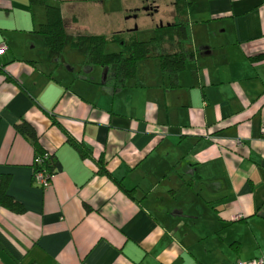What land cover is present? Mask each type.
<instances>
[{
  "label": "crops",
  "instance_id": "obj_1",
  "mask_svg": "<svg viewBox=\"0 0 264 264\" xmlns=\"http://www.w3.org/2000/svg\"><path fill=\"white\" fill-rule=\"evenodd\" d=\"M50 1L67 23L60 57L41 32L45 7L0 0V184L8 178L23 208L0 206V264L264 258V0H190L195 57L174 79L159 58L141 60L118 91L103 68L81 73L105 1ZM159 1L153 13L126 1V14L155 16ZM114 15V33L130 30L129 17ZM73 51L84 59L68 60ZM22 122L60 166L47 190L34 183L40 153L16 131Z\"/></svg>",
  "mask_w": 264,
  "mask_h": 264
},
{
  "label": "trees",
  "instance_id": "obj_2",
  "mask_svg": "<svg viewBox=\"0 0 264 264\" xmlns=\"http://www.w3.org/2000/svg\"><path fill=\"white\" fill-rule=\"evenodd\" d=\"M190 0H174L176 15L174 21L169 24L158 26L155 35L147 41H138L136 37H127L129 33L117 32L110 37L104 35H93L88 37L87 61L81 73L86 74L100 66L105 69V85L114 91L125 87L126 82L135 74L137 63L151 57L161 60L162 68L171 79L176 78L187 66L189 59L195 57L192 49V32L186 11ZM32 5H40L46 8L48 23L43 26L42 33L45 36L50 50L60 57L68 42L67 23L63 19L61 9L50 0H30ZM153 5V3H152ZM150 6L151 8L153 6ZM87 37V36H84ZM84 37L73 39L72 46L80 48ZM87 39V38H86ZM120 44L121 51L108 53L106 51L109 43ZM0 69H3L2 67ZM18 133L32 140L37 148L38 155H43L38 148V139L35 129L27 122L15 126ZM71 144L85 157L83 146L70 140ZM44 166L54 175L60 166L50 154ZM103 170V168H102ZM103 172V171H102ZM107 172V171H106ZM8 178H2L0 184V206L13 212H22V205L16 202L7 193ZM121 187V182H118ZM129 195L131 191L125 190Z\"/></svg>",
  "mask_w": 264,
  "mask_h": 264
},
{
  "label": "rangeland",
  "instance_id": "obj_3",
  "mask_svg": "<svg viewBox=\"0 0 264 264\" xmlns=\"http://www.w3.org/2000/svg\"><path fill=\"white\" fill-rule=\"evenodd\" d=\"M89 1L90 2L92 1V3H94L93 0H89ZM104 1H105V6H106V15L104 18L98 17L97 20L92 23L91 29H88V33H91L93 35H104V36L110 37L112 35V33L115 32L113 26L111 25L112 22L116 18L114 15V12H121L122 13L121 19L124 21V20H127V18L129 17L128 21L130 24V26L128 28L130 30H125L122 32L129 33V35L127 37H136L135 39H137L138 41H147V40L151 39L155 35V27L156 28L158 27V25H156V26H154V25L155 24H159V26H161V24L164 25L163 20L168 15H170L169 14L170 9L172 8V6L170 5L171 0H160L159 5H161V9H162V11H160V13H158L155 16H151V15L149 16L146 14L148 12L147 11V12H144L146 15L144 13H142V16L140 15L138 21H136V20L132 19L133 17H130L133 12L131 13L130 16H128V14H126L127 9L125 7L128 5V4H126V1L130 2V4H132V5H134L135 3H137V5H139V0L138 1L137 0H124L123 2L121 0H104ZM146 1L148 2V0H143L142 5L147 6L148 10H150V12H148V13L155 12V10L157 8L156 7H152V8L150 7L153 2L146 3ZM103 20H104V22H103ZM136 27L138 29H136ZM121 48L122 47L120 46L119 43H117V42L111 43L110 42L107 46L106 51L108 53H118L121 51ZM67 53H68V60H80V59L83 60L84 59V55L80 51H73V52H67ZM71 55L73 58H71ZM190 62H192V61H190ZM101 69H102V67H100V66L97 67V70L99 72H101Z\"/></svg>",
  "mask_w": 264,
  "mask_h": 264
},
{
  "label": "built area",
  "instance_id": "obj_4",
  "mask_svg": "<svg viewBox=\"0 0 264 264\" xmlns=\"http://www.w3.org/2000/svg\"><path fill=\"white\" fill-rule=\"evenodd\" d=\"M7 50L6 45L0 46V55L3 54ZM262 136L264 137V125L261 128ZM238 146H241V142H237ZM50 153H45L43 155H37L34 161V183L39 186L40 188L47 190L51 186V180L53 174L44 166L45 162L49 158ZM240 264H264V258H259L252 260L247 263H240Z\"/></svg>",
  "mask_w": 264,
  "mask_h": 264
},
{
  "label": "flooded vegetation",
  "instance_id": "obj_5",
  "mask_svg": "<svg viewBox=\"0 0 264 264\" xmlns=\"http://www.w3.org/2000/svg\"><path fill=\"white\" fill-rule=\"evenodd\" d=\"M149 2H153V4L156 2V0H150ZM149 2H147V3H149ZM146 8V7H145Z\"/></svg>",
  "mask_w": 264,
  "mask_h": 264
},
{
  "label": "water",
  "instance_id": "obj_6",
  "mask_svg": "<svg viewBox=\"0 0 264 264\" xmlns=\"http://www.w3.org/2000/svg\"><path fill=\"white\" fill-rule=\"evenodd\" d=\"M146 10H148V8H146ZM163 24H161V26H162ZM136 29H137V27H136ZM105 74H106V72H105Z\"/></svg>",
  "mask_w": 264,
  "mask_h": 264
}]
</instances>
